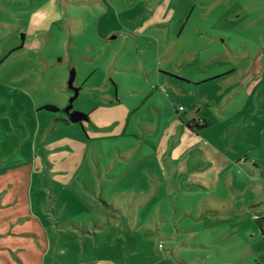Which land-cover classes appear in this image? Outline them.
I'll return each mask as SVG.
<instances>
[{"label":"rangeland","instance_id":"1","mask_svg":"<svg viewBox=\"0 0 264 264\" xmlns=\"http://www.w3.org/2000/svg\"><path fill=\"white\" fill-rule=\"evenodd\" d=\"M159 1L166 20H180L177 54L186 47L166 66L161 37L139 52L124 38L102 41L97 0H0V264H264V184L245 169L264 168V0ZM112 2L120 11L148 5ZM162 67L228 74L226 85L202 86L218 102L195 108L196 94L163 95L173 114L200 109L207 136L240 156V184L210 179L212 168L173 174L159 115L153 134L136 116L127 125L140 96L132 91ZM73 69L83 123L61 120Z\"/></svg>","mask_w":264,"mask_h":264},{"label":"crops","instance_id":"2","mask_svg":"<svg viewBox=\"0 0 264 264\" xmlns=\"http://www.w3.org/2000/svg\"><path fill=\"white\" fill-rule=\"evenodd\" d=\"M97 1L101 6L99 8V11L101 10L100 20H105L103 25L100 23L98 26V35L102 41H104L105 38H108L109 43H111L114 39L120 40L124 38L130 47H136L139 52L140 50L143 51L145 49L142 45L147 44V41L150 39L154 41L155 37H161L159 40V51L163 53L162 60L165 66L173 62H180L181 56L185 55L184 50L186 47H182V52L177 54L179 42L177 38H173V30L180 23V20L178 19L172 23L166 20L165 15L163 13L160 14L161 4L159 0H146L148 3L147 6L142 2L138 7L137 2H135L136 4L134 5L127 3L129 6L123 11H120L117 4L113 5L112 0ZM137 1L141 2L143 0ZM111 8H115L116 12H111ZM167 11L171 12V10ZM82 26L85 25L83 24ZM164 34H167L166 38L163 37ZM91 51H93V49ZM142 54L145 55V51L142 52ZM219 56L221 55H217L216 57ZM141 64L144 65L143 62H141ZM172 72L174 71L162 67V69L158 70L156 79H148V84L145 89L143 88L132 91L133 93H140V96L132 103V113L127 125H129L132 117L136 116L140 122L139 124L141 128L145 131V134H153L158 128H154L152 122H155L157 120L156 116L159 115V120L157 121L164 124L165 128V150L162 155L166 154L167 159L171 156L170 168H172L174 172L173 174H176L175 172H180L181 170L183 173V179L191 174L196 177L197 174H200L196 173L198 170L201 172L205 169L212 168L213 173L210 174V179L216 180L218 178H224L227 185L233 182L235 183L233 186H235L239 183L236 174L240 173V169L234 168V166H237L240 161V156H231L233 151L230 145L221 146L217 144V142H220L219 139L212 141L207 136L206 130L209 128L208 121L205 115L198 113L200 110L199 108L192 110L190 113H186L185 117H183L181 111H186L187 107L180 105V107H175L177 111L173 114L167 109L168 99L163 95L165 87H170L177 93L184 91L186 94H196L197 99L194 101L195 104H193L195 108H197L196 103H200L201 101L210 100V102H218V99L212 96L211 91L208 90V88L203 87H207V85L212 82H221L226 85L228 83V74L218 76V73L211 74L200 69L192 75H179ZM146 74L148 75V72ZM213 76L217 77L211 78ZM184 85L188 87L190 86L191 91L188 92L183 89L181 86ZM213 90L214 92H219L220 90L222 91L223 88L220 87V85H214ZM179 97L180 95L175 94L171 97L169 96V99L174 106L180 102ZM143 107L148 109L147 112L137 114V112L143 109ZM181 107H183V109H181ZM164 111H166V118L167 116L172 118L170 123H165L163 121ZM64 119L65 118L61 120L64 121ZM190 125L192 126L190 127ZM225 135L226 134H223L221 136L224 137ZM179 145H184V148L179 151L177 156H175L176 147ZM229 149L231 150L230 152L228 151ZM226 152L229 153L224 155L223 153ZM245 169H247L251 184H255L257 188H261V185L264 184V168ZM231 172L233 173V177L230 174ZM209 187L210 186H208V188ZM209 212L219 213L222 211L213 208L209 209ZM258 215L264 214H257V216ZM260 229L264 234V227H260Z\"/></svg>","mask_w":264,"mask_h":264},{"label":"water","instance_id":"3","mask_svg":"<svg viewBox=\"0 0 264 264\" xmlns=\"http://www.w3.org/2000/svg\"><path fill=\"white\" fill-rule=\"evenodd\" d=\"M75 78H76V70L73 69L71 71V74L68 80V85H69V88L74 92V94L70 97L69 104L66 106L65 112L68 114V119L70 122L83 123V121L89 120L90 116L88 113L73 109L74 101L79 96L80 90H81L80 87H77L74 85Z\"/></svg>","mask_w":264,"mask_h":264},{"label":"trees","instance_id":"4","mask_svg":"<svg viewBox=\"0 0 264 264\" xmlns=\"http://www.w3.org/2000/svg\"><path fill=\"white\" fill-rule=\"evenodd\" d=\"M45 108L50 110V111H58L59 110V107H57L56 105H46ZM64 121L68 122V123L70 122L68 118H65ZM191 126L192 125H190V127ZM256 219H257L260 227H264V215H258Z\"/></svg>","mask_w":264,"mask_h":264},{"label":"flooded vegetation","instance_id":"5","mask_svg":"<svg viewBox=\"0 0 264 264\" xmlns=\"http://www.w3.org/2000/svg\"><path fill=\"white\" fill-rule=\"evenodd\" d=\"M73 94H74V92H73ZM60 109V108H59ZM73 110V109H72ZM67 114V113H66ZM66 118H68V114H67V117Z\"/></svg>","mask_w":264,"mask_h":264},{"label":"built area","instance_id":"6","mask_svg":"<svg viewBox=\"0 0 264 264\" xmlns=\"http://www.w3.org/2000/svg\"><path fill=\"white\" fill-rule=\"evenodd\" d=\"M181 109H183V107H181Z\"/></svg>","mask_w":264,"mask_h":264}]
</instances>
